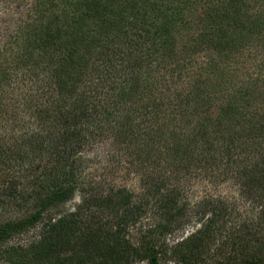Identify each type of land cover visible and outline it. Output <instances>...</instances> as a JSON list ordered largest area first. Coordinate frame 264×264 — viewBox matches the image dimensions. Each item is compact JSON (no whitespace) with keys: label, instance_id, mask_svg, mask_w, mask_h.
<instances>
[{"label":"trees","instance_id":"obj_1","mask_svg":"<svg viewBox=\"0 0 264 264\" xmlns=\"http://www.w3.org/2000/svg\"><path fill=\"white\" fill-rule=\"evenodd\" d=\"M33 8L0 46V163L36 171L0 246L38 228L7 263L264 264V0ZM99 144L135 189L92 175Z\"/></svg>","mask_w":264,"mask_h":264},{"label":"rangeland","instance_id":"obj_2","mask_svg":"<svg viewBox=\"0 0 264 264\" xmlns=\"http://www.w3.org/2000/svg\"><path fill=\"white\" fill-rule=\"evenodd\" d=\"M36 0H0V46L8 40V38L21 26L24 22L28 21L34 12L33 5ZM0 141L2 145L10 144L11 139L8 135L11 127L10 118L7 116L9 110L4 113L0 112ZM90 159V172L96 178H99L106 183L110 184H124L130 189H135L137 186V175L130 172L123 167V164L118 163L115 159L116 155L112 149L105 144H99L88 155ZM8 163H0V227L13 221L20 220L28 216L33 210L34 205L30 199H26L20 192L28 191V179L32 178L36 173L35 170H26L25 164L16 168L12 166L14 161L11 159ZM198 190L203 189L201 185L196 186ZM23 190V191H22ZM215 192L226 195L228 197L237 196V188L230 182L218 185ZM200 193V191H199ZM239 198V197H238ZM77 201V198L68 201L60 207V210L66 211L72 209ZM241 208H246L242 199H238ZM191 229L187 226L181 233L179 232L176 237L186 234ZM38 228H30L28 231L16 235L4 242L0 246V264H9L5 260V250L11 245L16 243H25L27 240L37 235ZM168 241L172 237L167 238ZM134 264H147L145 261L137 262ZM160 264H171V262L162 261Z\"/></svg>","mask_w":264,"mask_h":264}]
</instances>
